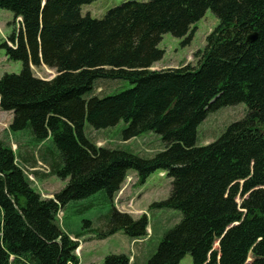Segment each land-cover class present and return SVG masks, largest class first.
I'll list each match as a JSON object with an SVG mask.
<instances>
[{
	"label": "trees",
	"instance_id": "obj_1",
	"mask_svg": "<svg viewBox=\"0 0 264 264\" xmlns=\"http://www.w3.org/2000/svg\"><path fill=\"white\" fill-rule=\"evenodd\" d=\"M93 1L0 0V10L19 20L0 48L8 60L22 63L18 74L0 77V110L12 113L8 133L27 131L28 145L42 147L39 156L49 175L67 180L52 198H43L16 160L24 135L15 137V150L0 139V264H78L75 251L85 234L96 240L116 233L131 240L147 237V216L133 220L114 208L103 231L87 227L72 236L59 225L58 214L72 201L100 194L112 202L128 171L140 184L153 172H164L171 179L169 196L149 211L181 214L140 264H179L186 254L193 264H217L212 244L227 222L244 216L264 225V188L249 192L240 213L217 210L226 185L252 162L257 175L250 184H264V0H133L101 19L81 14V7ZM207 10L218 24L194 53L196 66L151 70L164 55L158 48L162 36L168 33L189 45L195 23ZM252 34L256 38L249 41ZM30 65H44L56 75L40 79ZM98 80L131 86L98 97L93 95ZM240 103L247 107L242 119L215 141L196 145L197 128L209 112ZM120 122L125 124L122 141L153 132L162 149L143 157L98 147L86 133V123L98 131ZM46 140L51 147L44 148ZM240 239L232 237L227 247ZM130 257L110 254L101 264L144 259L130 262ZM223 264H238V259L226 252Z\"/></svg>",
	"mask_w": 264,
	"mask_h": 264
},
{
	"label": "rangeland",
	"instance_id": "obj_2",
	"mask_svg": "<svg viewBox=\"0 0 264 264\" xmlns=\"http://www.w3.org/2000/svg\"><path fill=\"white\" fill-rule=\"evenodd\" d=\"M125 1L133 0H95L81 7V14L89 15L94 19H101L109 9L121 5ZM146 2L148 0H135ZM19 21V20H18ZM18 21L13 14L6 10H0V44L7 41L13 30H17ZM218 20L211 10H207L204 16L195 23L196 31L189 45L182 46L181 39L171 34H164L158 48L164 51L161 60L152 65L153 70L177 68L180 66H196L197 59L194 53L201 51L205 46V37L217 26ZM22 69L19 61L8 60L4 50L0 48V77L5 73L18 74ZM30 69L35 77L51 80L56 71L44 65L32 66ZM131 85L124 80H98L93 88V95L103 97L128 89ZM247 111L244 103L234 106H226L209 112L206 118L197 128L196 145L204 146L215 141L226 127L231 123L242 119ZM12 120V113L0 110V139L12 143L15 137L19 138V152L17 155L18 165L25 170L32 181L34 189L43 198H52L53 194L61 190L67 180L49 175V168L42 163L39 156L42 147L31 148L27 143L29 134L27 131L16 132L11 136L8 127ZM125 124L118 123L114 127L105 130L89 129L87 123L85 129L87 135L98 147L122 148L143 157H151L162 149L159 137L148 132L132 138L128 141L120 139L121 130ZM26 136V137H25ZM44 148L51 147V141L46 140ZM13 150L15 145L12 146ZM33 160L35 162H33ZM33 167H35L33 169ZM37 176L32 175V171ZM253 162L247 172L235 174L232 181L224 188L218 203V211L241 212V202L249 192L255 188H264V184L251 185L256 176ZM171 179L165 173L153 172L143 184L138 183L136 173L128 171L120 190L113 196L112 202L104 199L100 194H95L85 200L70 202L61 213L58 214L60 228L72 236L77 232H85L87 227L98 228L103 231L107 227V221L112 208L115 211L129 215L137 220L147 215L148 236L140 242H133L122 233H116L106 239L96 240L92 234H85L78 242L75 255L78 264H101L104 257L110 254H125L133 256V260L140 264L152 256L163 234L172 229L181 219V214L176 210L152 209L149 207L156 202L167 199L171 189ZM242 214V213H241ZM89 222L86 226L85 223ZM235 237L234 247H227V242ZM237 238V239H236ZM228 249H227V248ZM212 249L217 252V264H223L225 253L236 257L238 264H253L255 260L264 264V225L261 221L246 222L244 216L236 220H230L224 225L222 232L214 238ZM179 264H193L190 254H186Z\"/></svg>",
	"mask_w": 264,
	"mask_h": 264
},
{
	"label": "water",
	"instance_id": "obj_3",
	"mask_svg": "<svg viewBox=\"0 0 264 264\" xmlns=\"http://www.w3.org/2000/svg\"><path fill=\"white\" fill-rule=\"evenodd\" d=\"M42 5H44V2L42 3ZM255 38H256V35H255V34H252V35L248 38V40H249V41H253Z\"/></svg>",
	"mask_w": 264,
	"mask_h": 264
},
{
	"label": "crops",
	"instance_id": "obj_4",
	"mask_svg": "<svg viewBox=\"0 0 264 264\" xmlns=\"http://www.w3.org/2000/svg\"><path fill=\"white\" fill-rule=\"evenodd\" d=\"M151 69H152V67H151ZM153 70V69H152Z\"/></svg>",
	"mask_w": 264,
	"mask_h": 264
}]
</instances>
